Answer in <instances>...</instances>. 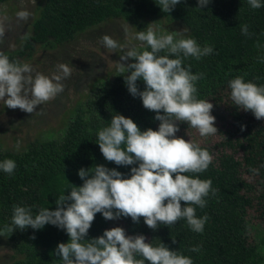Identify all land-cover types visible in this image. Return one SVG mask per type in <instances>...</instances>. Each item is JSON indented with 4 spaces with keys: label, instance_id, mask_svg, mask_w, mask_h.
<instances>
[{
    "label": "trees",
    "instance_id": "trees-1",
    "mask_svg": "<svg viewBox=\"0 0 264 264\" xmlns=\"http://www.w3.org/2000/svg\"><path fill=\"white\" fill-rule=\"evenodd\" d=\"M6 1L0 0V4ZM144 17L181 22L188 30L187 36L201 47L213 49L198 60L182 58V66L203 74L195 82L197 99L212 104L211 114L218 128L213 134L220 138L211 147L193 139L209 151L212 160L204 171L186 175L211 180V188L216 191L204 197L203 208L194 206L197 217L207 216L200 233L192 231L183 218L174 225L161 224L152 230L142 217L139 223H133L130 217L105 220L97 213L85 239L120 224L126 234H143L145 242L152 240L154 245L161 241L170 250L189 256L192 264H264V248L257 244V235L252 231L253 226L264 229V119L257 120L250 111L237 108L228 88V81L236 76L264 85V6L252 9L247 0H210L199 10L196 0H181L164 13L156 0H44L22 49L7 55L10 61L19 62L18 58L35 43L52 48L107 19L122 18L141 27ZM243 25L248 29L246 35L241 33ZM124 75L127 73L120 72L109 83L99 85L75 107L60 140L33 141L21 153L0 151V160L10 158L16 163L11 175L0 171V226L11 223L14 205L27 206L33 214L41 207L53 210L62 192L66 194L72 185H81L77 175L80 168L102 164L128 172V167L104 160L96 144L97 131L107 126L115 113L131 118L140 130H155L159 121L138 97L128 93ZM137 85L141 90L144 87L142 81ZM227 117L231 120L228 126H217V120ZM177 124L175 135L190 140L194 128L186 122ZM3 237L20 256L13 264H63L54 254L56 245L68 239L62 229L46 224L39 230L15 229ZM196 245L199 251H190Z\"/></svg>",
    "mask_w": 264,
    "mask_h": 264
},
{
    "label": "clouds",
    "instance_id": "clouds-1",
    "mask_svg": "<svg viewBox=\"0 0 264 264\" xmlns=\"http://www.w3.org/2000/svg\"><path fill=\"white\" fill-rule=\"evenodd\" d=\"M180 2L156 0L164 13ZM209 3L210 0H196L197 9ZM247 3L252 9L264 6V0H247ZM17 15L26 19L28 13L20 11ZM128 28L126 23L125 31ZM186 32V28L169 32L146 26L134 34L142 42V51L126 47L109 35L100 37L103 48L123 50L119 61L114 63L119 71L127 73L123 79L128 93L155 113L154 119L159 121L157 128L140 130L131 118L115 113L110 123L97 131L96 144L105 161L128 167V172L102 164L80 168L77 175L81 185H72L66 194L62 192L53 210L41 207L33 214L27 206L14 205L11 223L0 226V236L15 229L39 230L47 224L62 229L68 237L67 242L58 243L54 249L63 264H192L189 256L170 250L161 241L155 245L152 240L145 242V235H128L120 226L85 239L97 213L105 220L130 217L133 223H139L142 217L152 230L161 224L174 225L183 218L192 231H203L207 216L197 217L194 206L203 208L204 197L210 191L214 194L216 189L211 188V180L186 173L204 171L212 157L207 149L175 133L179 130L177 122H186L201 136L217 132L212 104L197 99L195 82L203 74H194L189 67L182 66V58L191 56L198 60L213 49L201 47ZM241 33H248L246 25L241 26ZM128 60L133 62L122 63ZM72 70L73 66L60 63L50 75L33 74L31 65L10 61L7 54L0 52V105L33 113L37 105L64 90L62 81ZM137 81L143 82L142 90ZM228 88L237 108L250 111L257 120L264 119V85L236 76L228 81ZM15 167V161L10 158L0 160V171L8 175ZM190 251H199V245Z\"/></svg>",
    "mask_w": 264,
    "mask_h": 264
},
{
    "label": "rangeland",
    "instance_id": "rangeland-1",
    "mask_svg": "<svg viewBox=\"0 0 264 264\" xmlns=\"http://www.w3.org/2000/svg\"><path fill=\"white\" fill-rule=\"evenodd\" d=\"M43 4L44 0H8L0 4V52L14 54L22 49ZM20 11L28 13L26 19L18 17ZM126 23L130 27L127 31ZM140 23L141 27H138L122 18L107 19L82 31L71 41L55 44L52 48L35 43L30 50H26L18 61L31 65L33 74L39 72L50 75L60 63L73 66V70L62 81L64 90L37 105L33 113L0 105V151L21 153L33 141L60 140L75 107L94 93L99 85L109 83L122 72L114 62L119 61L123 50L103 48L99 42L101 36L109 35L126 47L138 49L142 48V42L137 41L134 34L146 26L169 32L186 28L181 22H169L163 18L144 17ZM185 35H188V30ZM131 61L122 63L126 65ZM229 123V117L227 120H217V126H228ZM190 134L191 141L194 139L210 147L220 141L218 135L201 136L195 128L191 129ZM252 231L257 235V244L264 248V229L253 226ZM19 259L20 256L14 253L6 238L0 236V264H13Z\"/></svg>",
    "mask_w": 264,
    "mask_h": 264
}]
</instances>
